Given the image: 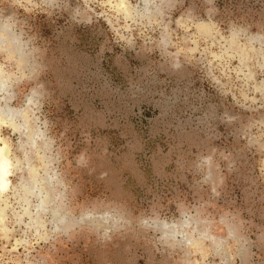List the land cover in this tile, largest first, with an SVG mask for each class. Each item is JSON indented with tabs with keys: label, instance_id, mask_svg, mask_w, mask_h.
Masks as SVG:
<instances>
[{
	"label": "rangeland",
	"instance_id": "374dc122",
	"mask_svg": "<svg viewBox=\"0 0 264 264\" xmlns=\"http://www.w3.org/2000/svg\"><path fill=\"white\" fill-rule=\"evenodd\" d=\"M2 76L0 264H264V0H0Z\"/></svg>",
	"mask_w": 264,
	"mask_h": 264
},
{
	"label": "bare ground",
	"instance_id": "6f19581e",
	"mask_svg": "<svg viewBox=\"0 0 264 264\" xmlns=\"http://www.w3.org/2000/svg\"><path fill=\"white\" fill-rule=\"evenodd\" d=\"M4 83H5V76H2L0 78V89L3 88ZM17 112H18V110H16V109H12V108H8V107L4 109V108L0 107V119H1V116H4V117L8 118L9 120L13 119L15 117V115L17 114ZM2 121H4V120H2ZM10 172H11V161H10V157H9V154H8V146H7L6 142H3L2 145H0V192L4 191L7 188V184H8L7 183L8 182L7 176H8V174ZM44 204L45 203L42 200L38 204L37 209L39 211L40 210L43 211V208L45 209L44 206L46 205V204L45 205ZM38 221H40V220H38Z\"/></svg>",
	"mask_w": 264,
	"mask_h": 264
}]
</instances>
